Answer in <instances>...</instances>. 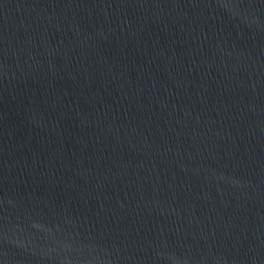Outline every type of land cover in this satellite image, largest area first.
<instances>
[{
	"label": "water",
	"instance_id": "water-1",
	"mask_svg": "<svg viewBox=\"0 0 264 264\" xmlns=\"http://www.w3.org/2000/svg\"><path fill=\"white\" fill-rule=\"evenodd\" d=\"M0 264H264V0H0Z\"/></svg>",
	"mask_w": 264,
	"mask_h": 264
}]
</instances>
